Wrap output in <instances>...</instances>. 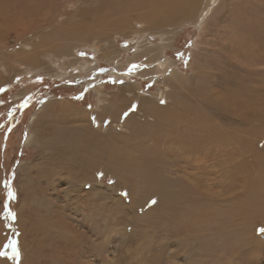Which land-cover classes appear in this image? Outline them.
<instances>
[{"label": "rangeland", "instance_id": "1", "mask_svg": "<svg viewBox=\"0 0 264 264\" xmlns=\"http://www.w3.org/2000/svg\"><path fill=\"white\" fill-rule=\"evenodd\" d=\"M147 1L0 0V264H264V0Z\"/></svg>", "mask_w": 264, "mask_h": 264}, {"label": "bare ground", "instance_id": "2", "mask_svg": "<svg viewBox=\"0 0 264 264\" xmlns=\"http://www.w3.org/2000/svg\"><path fill=\"white\" fill-rule=\"evenodd\" d=\"M131 1H132V0H126V3H125V10H126V12H127V11H130V10H135L136 7L138 8V7L141 6V4H142L141 0H133V2H131ZM152 1H153V0H152ZM152 1H151V2L149 1V2L152 3ZM160 1H161V0H160ZM160 1H159V3H160ZM166 1H167V0H166ZM166 1H165V2H166ZM211 1H212V0H211ZM149 2L147 1V4H148ZM153 2L155 3V1H153ZM156 2H158V1H156ZM165 2H163V3L165 4ZM176 2H177V1H176ZM143 3H144V2H143ZM150 3H149V7H150ZM167 3H168V2H167ZM177 3H178V2H177ZM180 3H181V2H180ZM51 4H52V3H51ZM169 4H170V3H169ZM198 4H199V3H198ZM118 5H119V4H118ZM143 5H144V4H143ZM143 5H142V6H143ZM152 5H153V4H152ZM152 5H151V6H152ZM160 5H161V4H160ZM162 5H163V4H162ZM179 5H180V4H179ZM191 5H192V4H191ZM195 5H197V4H195ZM144 6H145V5H144ZM193 6H194V5H193ZM147 7H148V6H147ZM147 7H146V8H147ZM153 7H155V6H153ZM165 7H167V6H165ZM171 7H174V6H171ZM179 7H180V6H179ZM185 7H186V6H185ZM197 8H198V7H197ZM141 9H143V7H142ZM150 9H151V7H150ZM174 9H176V8H174ZM144 10H147V9H143V11H144ZM164 10H166V9H164ZM164 10H163V12H165ZM180 10H181V9H180ZM99 11H100V10H99ZM139 11L141 12L142 10H139ZM147 11H148V10H147ZM171 11H172V10H171ZM205 11H206V10H205ZM97 12H98V11H97ZM102 12H103V11H102ZM152 12H154V11H152ZM152 12H150V14H149L150 16H151V13H152ZM155 12H156V9H155ZM206 12H207V11H206ZM100 13H101V12H100ZM117 13H118V12H117ZM145 13H146V12H145ZM156 13H157V12H156ZM174 13H175V12H174ZM102 14H103V13H102ZM115 14H116V13H115ZM135 14H136V13H135ZM159 14H160V13H159ZM164 14H165V13H164ZM195 14H197V13H195ZM138 15H139V14H138ZM153 15H154V14H153ZM157 15H158V14H157ZM174 15H175V14H174ZM115 16H116V15H115ZM117 16H118V15H117ZM154 16L156 17V15H154ZM140 17H141V16H140ZM148 17H149V16H148ZM162 17H163V16H162ZM164 17H165V16H164ZM167 17H168V16H167ZM169 17H170V15H169ZM190 17H192V16H190ZM112 18H113V17H112ZM152 18H153V17H152ZM159 18H160V16H159ZM102 20H103V19H102ZM102 20H101V21H102ZM110 20H111V19H110ZM141 20H142V19H141ZM147 20H148V19H147ZM149 20H150V19H149ZM153 20H154V19H153ZM103 21H104V20H103ZM150 21H151V20H150ZM105 22H107V21L105 20ZM114 22H115V21H114ZM110 24H111V23H110ZM120 24H121V23H120ZM124 24H125V23H124ZM121 25H122V24H121ZM133 25H134V24H133ZM108 28H110V27H108ZM127 29H128V28H127ZM113 30H114V29H113ZM113 30H111V31H113ZM115 30H116V28H115ZM108 31H109V30H108ZM109 32H110V31H109ZM97 36H98V35H97ZM102 37H104V36H102ZM34 39H35V38H34ZM94 40H95V39H94ZM240 84H241V83H240ZM259 89H262V88H259ZM245 90H246V89H245ZM243 91H244V90H243ZM263 91H264V90H263ZM261 92H262V91H261ZM246 93H248V91H246ZM254 93H255V92H254ZM262 93H263V92H262ZM239 94H240V93H239ZM248 94H249V93H248ZM232 95H233V94H232ZM236 95H237V94H236ZM240 95H242V94H240ZM249 95H250V94H249ZM256 95H258V94H256ZM259 96H260V95H259ZM263 96H264V95H263ZM231 97H232V96H231ZM231 97H230V98H231ZM233 97H235V94H234ZM233 97H232V98H233ZM254 97L257 98L256 96H254ZM224 98H225V97H224ZM227 98H229V96H228ZM246 98H247V97H246ZM248 98H249V97H248ZM248 98H247V99H248ZM250 98H251V97H250ZM250 98H249V99H250ZM233 99H234V98H233ZM243 99H244V98H243ZM231 100H232V99H231ZM254 100H255V99H254ZM259 100H260V99H259ZM227 101H228V100H227ZM252 101H253V100H252ZM257 101H258V100H257ZM236 102H237V101H236ZM238 102H239V101H238ZM231 103H233V102H231ZM259 103H260V101H259ZM225 104H226V103H225ZM220 105H221V104H220ZM226 105H227V104H226ZM241 105H242V104H241ZM243 105H244V104H243ZM253 105H254V104H253ZM227 106H228V105H227ZM235 106H236V105H235ZM237 106L239 107V105H237ZM251 106H252V105H251ZM256 106H258V105H256ZM219 107H220V106H219ZM243 107H244V106H243ZM247 108H248V106H247ZM247 108H246V110H247ZM258 108H259V106H258ZM185 109H186V108H185ZM233 109H234V108H233ZM260 109L262 110V109H264V108H260ZM187 110H188V109H187ZM243 110H244V109H243ZM197 111H199V110H197ZM232 111H233V110H232ZM237 111H238V110H237ZM252 111H253V110H252ZM255 111H256V110H255ZM255 111H254V112H255ZM259 111H260V110H259ZM259 111H258V112H259ZM190 112H191V110H190ZM221 112H222V111H221ZM247 112H248V111H247ZM250 112H251V109H250ZM263 112H264V110H263ZM188 113H189V112H188ZM196 113H197V112H196ZM236 113H237V112H236ZM236 113H235V114H236ZM248 114H249V113H248ZM254 114H256V112H255ZM257 114H258V113H257ZM260 114H261V113H260ZM263 114H264V113H263ZM173 115L175 116L174 113H173ZM176 115H177V114H176ZM198 116L200 117V114H199ZM198 116H197V117H198ZM234 116H235V115H234ZM241 116H242V115H241ZM255 116H257V115H255ZM258 116H259V115H258ZM263 116H264V115H262V117H263ZM178 117H179V116H178ZM192 117H193V116H192ZM195 117H196V115H195ZM250 117H251V115H250ZM250 117H249V118H250ZM181 118H182V117H181ZM237 118H238V117H237ZM254 118H255V117H254ZM258 118H259V117H258ZM190 119H191V118H190ZM243 119H244V118H243ZM243 119H242V120H243ZM251 119H253V118H251ZM262 119H263V118H262ZM262 119H261V120H262ZM180 120H181V119H180ZM180 120H179V121H180ZM183 120H184V119H183ZM188 120H189V119H188ZM193 120H194V119H193ZM214 120H216V119H214ZM245 120H246V119H245ZM249 120H250V119H249ZM256 120H257V119H256ZM256 120H255V121H256ZM261 120H260V121H261ZM263 120H264V119H263ZM184 121H186V117H185V120H184ZM207 121H208V120H207ZM219 121H220V120H219ZM240 121H241V119H240ZM247 121H248V120H247ZM260 121H259V122H260ZM187 122H188V121H187ZM189 122H190V121H189ZM201 122H202V121H201ZM261 122H262V121H261ZM261 122H260V123H261ZM191 123H192V122H191ZM195 123H196V122H195ZM199 123H200V122H199ZM210 123H211V122H210ZM210 123H209V124H210ZM250 123H251V122H250ZM250 123H249V124H250ZM255 123H257V122H255ZM179 124H180V123H179ZM181 124H182V123H181ZM206 125H207V124H206ZM251 125H252V124H251ZM195 127H196V126H195ZM197 128H198V127H197ZM207 128H208V127H207ZM260 128H261V127H260ZM260 128H259V129H260ZM183 129H184V128H183ZM215 131H216V130H215ZM248 131H249V130H248ZM219 132H220V131H219ZM219 132H218V133H219ZM256 133H257V132H256ZM142 134H144V133H142ZM142 134H140V135H142ZM221 134H222V133H221ZM255 135H257V134H255ZM250 136H251V135H250ZM252 136H253V135H252ZM260 136H261V134H260ZM260 136H259V137H260ZM142 137H143V136H142ZM216 137H217V136H216ZM222 139H223V138H222ZM254 139H255V138H254ZM263 139H264V138H263ZM179 140H181V139H179ZM255 140H257V139H255ZM260 140H261V139H260ZM176 141H177V140H176ZM182 141H183V140H181V142H182ZM165 142H166V141H165ZM183 142H184V141H183ZM259 143H260V142H259ZM99 146H100V145H99ZM252 147H253V146H252ZM104 148H105V147H104ZM251 149H252V148H251ZM103 151H104V149H103ZM113 151H114V150H113ZM118 151H119V150H118ZM120 152H121V151H120ZM112 153H113V152H112ZM118 153H119V152H118ZM118 153H117V154H118ZM122 153H123V152H122ZM114 156H115V155H114ZM120 156H121V155H120ZM125 156H126V155H125ZM123 157H124V155H123ZM124 158H125V157H124ZM259 158H260V157H259ZM258 162H259V161H258ZM256 163H257V162H256ZM254 164H255V163H254ZM260 164H261V163H260ZM257 165H258V164H257ZM258 167H259V166H258ZM263 167H264V166H263ZM263 167H261V168H263ZM260 170H261V169H260ZM260 170H259V171H260ZM262 170H264V168H263ZM254 173H255V172H254ZM256 173H257V172H256ZM257 177H258V178H259V177H260V178H261V177H264V173H263V172H260V173L257 175ZM253 178H255V175H254ZM244 179H245V178H244ZM249 180H250V178H249ZM251 180H252V179H251ZM260 180H261V179H260ZM260 180H259V181H260ZM262 180H264V179H262ZM255 181H256V180H255ZM247 183H248V182H247ZM249 183H250V182H249ZM258 183H259V182H258ZM260 183H261V181H260ZM243 184L245 185V183H243ZM214 185H215V184H214ZM223 185H224V184H223ZM244 185H243V186H244ZM247 185H248V184H247ZM257 185H258V184H256V186H257ZM245 186H246V185H245ZM248 186H249V185H248ZM251 186H253V185H251ZM263 186H264V184H263ZM234 187H235V186H234ZM225 188H226V187H225ZM231 188H232V186H231ZM258 188H259V187H258ZM229 189H230V188H229ZM229 189H228V190H229ZM236 189H237V188H236ZM259 189H260V188H259ZM210 190H211V189H210ZM255 190H257V188H256ZM229 191H230V190H229ZM225 193H226V192H225ZM257 193H258V192H257ZM233 194H234V193H233ZM260 194H262V193H260ZM252 196H253V194H252ZM260 196H261V195H260ZM210 199H211V198H210ZM228 199H229V198H228ZM214 200H216V199L214 198ZM225 200H226V199H225ZM243 200H245V199H243ZM246 200H247V199H246ZM248 200H250V199H248ZM248 200H247V201H248ZM254 200H255V198H254ZM216 201H218V200H216ZM219 201H220V200H219ZM250 201H251V200H250ZM212 202H213V201H212ZM244 202H245V201H244ZM256 202H257V201H256ZM256 202H255V203H256ZM258 202H259V200H258ZM242 203H243V202H242ZM248 203H249V201H248ZM250 203H251V202H250ZM246 204H247V203H246ZM246 204H244V207L246 206ZM253 204H254V203H253ZM216 205H217V204H216ZM247 205H249V204H247ZM250 205L252 206V204H250ZM234 206H235V205H234ZM247 207H250V206H247ZM232 208H234V207H232ZM236 208H238V207H236ZM240 208H242V207H240ZM240 208H238V209L240 210ZM250 208H251V210H253V209H252L253 206L250 207ZM257 208H258V207H257ZM257 208H256V210H257ZM261 208H262V210H261V209H260V211L258 210L259 213L262 212V211L264 210V198L261 200ZM222 209H223V208H222ZM245 209L247 210V208H245ZM245 209H243V210L241 209V210L244 212ZM218 210L220 211V209H218ZM218 210H217V211H218ZM223 210H224V209H223ZM223 210H222V211H223ZM239 210H238V211H239ZM256 210H255V211H256ZM226 211H227V210H226ZM226 211H224V213H225ZM230 211H231V210H230ZM227 212L229 213V211H227ZM227 212H226V215H227ZM234 212H235V211H234ZM250 212H252V211H250ZM201 213H202V210H201ZM247 213H249V212H247ZM247 213H246V215H247ZM255 213L257 214V216H259L257 211H256ZM195 214H196V213H195ZM195 214H192V215H194V217H195L198 213H197L196 215H195ZM234 214H235V213H234ZM240 214H241V213H240ZM240 214H239V216H240ZM244 214H245V213H244ZM202 215H203V214H202ZM202 215L199 217L200 219H201ZM208 215H210V214H208ZM231 215H232V211H231ZM235 215H237V214H235ZM235 215H234V216H235ZM254 215H255V214H254ZM261 215H262V214H261ZM261 215H260V216H261ZM216 216H217V214H216ZM216 216H214V217H216ZM229 216H230V215H229ZM234 216H232V217H234ZM243 216H244V215H243ZM251 216L253 217V212L251 213ZM251 216H250V217H251ZM221 217H222V216H221ZM221 217H220V219H221ZM224 217H225V216H224ZM232 217H231V218H232ZM240 217H242V216H240ZM248 217H249V216H247V218H248ZM250 217H249V218H250ZM205 218H206V217H205ZM212 218H213V217H212ZM229 218H230V217H229ZM245 218H246V216H245ZM247 218H246V219H247ZM254 218H255V216H254ZM258 218H259V217H257L256 219H258ZM217 219H219V217L216 218V220H217ZM225 219H226V218H225ZM234 219H237V218L235 217ZM234 219H233V220H234ZM243 219H244V217H243ZM243 219H242V221H243ZM251 219L254 221L253 218H251ZM251 219H250V220H251ZM189 220H190V219H189ZM196 220H198V218H196ZM196 220H195V221H196ZM202 220H203V218H202L201 220H198V221L201 222ZM209 220H210V218H209ZM216 220H215L214 222H216ZM223 220H224V218H223ZM204 221H205V220H204ZM240 221H241V220H240ZM244 221H245V220H244ZM247 221H248V220H247ZM196 222H197V221H196ZM218 222H219V220H218ZM221 222H222V221H221ZM234 222H235V221H234ZM245 222H246V221H245ZM248 222H249V221H248ZM255 222H256V221H255ZM201 223H203V222H201ZM201 223H199V224H201ZM205 223H206V222H205ZM205 223H203V224H205ZM207 223H208V222H207ZM209 223H210V221H209ZM230 223H231V221H230ZM235 223H236V222H235ZM238 223H240V222H238ZM238 223H237V224H238ZM243 223H244V222H243ZM249 223H250V222H249ZM253 223H254V222H253ZM197 224H198V223H197ZM211 224H212V223H210V225H211ZM215 224H216V223H215ZM220 224H221V223H219V225H220ZM228 224H229V223H228ZM228 224H227V226H228ZM231 224H233V223H231ZM188 225H189V224H188ZM241 225H242V224H241ZM243 225H245V224H243ZM251 225H253V224H251ZM251 225H250V226H251ZM190 226H191V225H190ZM190 226H189V227H190ZM220 226H223V223H222V225H220ZM220 226H219V227H220ZM229 226H230V225H229ZM247 226H249V225H247ZM255 226H257V225H254V227H255ZM200 227H201V226H200ZM203 227H205V225H204ZM239 227H240V226H239ZM251 227H252V226H251ZM208 228H209V227H208ZM213 228L215 229V227H213ZM213 228H212V229H213ZM216 228H218V227H216ZM232 228H233V227H232ZM209 229H211V228H209ZM209 229H208V230H209ZM218 229H220V228H218ZM218 229H217V231H218ZM247 229H248V228H247ZM201 230H203V228H202ZM206 230H207V228H206ZM220 230H222V229H220ZM240 230H242V229H240ZM250 230H251V229H250ZM192 231H193V230H192ZM211 231H212V230H211ZM223 231H224V230H223ZM248 231H249V230H248ZM232 232H233V231H232ZM249 232H250V231H249ZM221 233H222V232H221ZM226 234H227V233H226ZM246 234H247V233H246ZM249 234H251V233H249ZM249 234H248V236H250ZM219 235H220V234H219ZM242 235H243V231H242ZM223 236H224V235H223ZM242 237H243V236H242ZM251 237H253V235H252ZM240 238H241V237H240ZM253 238H255V237H253ZM251 239H252V238H251ZM252 240H253V239H252ZM252 240H251V241H252ZM255 240H256V239H255ZM241 241H242V239H241ZM249 241H250V239L248 238V242H249ZM254 242H256V241L253 240V245H254ZM251 243H252V242H251ZM257 243H258V242H257ZM257 243H256V244H257ZM261 243H262V242H261ZM241 244H243V243H241ZM241 244H240V245H241ZM242 246H243V245H242ZM245 246H246V245H245ZM261 246H263V245H260V246L257 245L256 247L254 246L256 249L252 248V247H253V246H252V247H250V249L252 248L251 250L254 249V250L257 251L258 249L261 248ZM204 247H205V246H204ZM247 248H248V247H247ZM235 249H236V248H235ZM229 250H230V249H229ZM238 250H239V249H238ZM243 250H244V249H243ZM234 251H236V250H234ZM228 252H229V251H228ZM238 252H239V251H238ZM238 252H237V253H238ZM229 253H230V252H229ZM227 255H228V254H227ZM223 256H224V255H223Z\"/></svg>", "mask_w": 264, "mask_h": 264}, {"label": "trees", "instance_id": "3", "mask_svg": "<svg viewBox=\"0 0 264 264\" xmlns=\"http://www.w3.org/2000/svg\"><path fill=\"white\" fill-rule=\"evenodd\" d=\"M45 84L48 85V83H45ZM17 85H18L17 83H13V84H11V86L9 88L2 90L1 93H3L2 97H4V99L2 101H0L1 106H3L4 104L7 103V101H8L7 98L15 91ZM38 87L39 86L37 85L36 88H38Z\"/></svg>", "mask_w": 264, "mask_h": 264}, {"label": "snow or ice", "instance_id": "4", "mask_svg": "<svg viewBox=\"0 0 264 264\" xmlns=\"http://www.w3.org/2000/svg\"><path fill=\"white\" fill-rule=\"evenodd\" d=\"M8 195H9V196H12L13 193H12V192H9ZM260 231H261L262 233H264V229H260Z\"/></svg>", "mask_w": 264, "mask_h": 264}]
</instances>
